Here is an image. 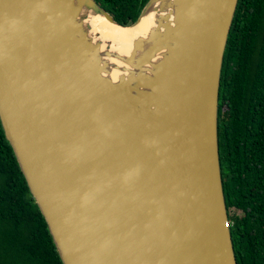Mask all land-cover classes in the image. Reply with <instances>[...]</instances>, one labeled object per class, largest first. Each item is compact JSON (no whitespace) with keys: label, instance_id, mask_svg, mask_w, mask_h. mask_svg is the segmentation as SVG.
Segmentation results:
<instances>
[{"label":"water","instance_id":"water-1","mask_svg":"<svg viewBox=\"0 0 264 264\" xmlns=\"http://www.w3.org/2000/svg\"><path fill=\"white\" fill-rule=\"evenodd\" d=\"M235 2L144 0L119 23L96 0H0V129L61 264H236L215 137ZM150 12L124 54L93 24Z\"/></svg>","mask_w":264,"mask_h":264},{"label":"trees","instance_id":"trees-1","mask_svg":"<svg viewBox=\"0 0 264 264\" xmlns=\"http://www.w3.org/2000/svg\"><path fill=\"white\" fill-rule=\"evenodd\" d=\"M96 1L119 23L144 2ZM227 26L215 137L229 239L236 264H264V0H236ZM48 234L0 129V264H61Z\"/></svg>","mask_w":264,"mask_h":264},{"label":"bare ground","instance_id":"bare-ground-1","mask_svg":"<svg viewBox=\"0 0 264 264\" xmlns=\"http://www.w3.org/2000/svg\"><path fill=\"white\" fill-rule=\"evenodd\" d=\"M151 20V12L141 14L138 18L127 25H118V23L109 19L107 20L99 14L93 16V24L95 25V29L99 33V36L104 39H110L109 47L111 49L114 48L119 54H124L128 50L131 38L137 35L146 34V29L151 25ZM159 52L160 49L154 53L158 55ZM106 58L109 59V62L112 61L117 64L121 62L116 55L110 54L109 57ZM121 65L123 66L122 69L127 67L124 63ZM106 68L107 74L110 75L111 78L115 77L116 72L118 71L117 65H112L111 67ZM133 83L134 82H131L130 84Z\"/></svg>","mask_w":264,"mask_h":264}]
</instances>
